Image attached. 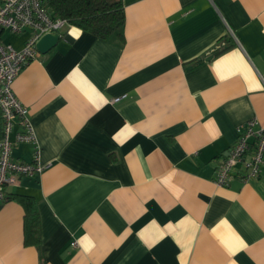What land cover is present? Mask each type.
Masks as SVG:
<instances>
[{"label": "crops", "instance_id": "crops-1", "mask_svg": "<svg viewBox=\"0 0 264 264\" xmlns=\"http://www.w3.org/2000/svg\"><path fill=\"white\" fill-rule=\"evenodd\" d=\"M123 4V37L68 26L13 82L44 168L5 188L0 264H264V164L215 182L238 126L264 125V0ZM20 130L12 156L31 162Z\"/></svg>", "mask_w": 264, "mask_h": 264}, {"label": "built area", "instance_id": "built-area-1", "mask_svg": "<svg viewBox=\"0 0 264 264\" xmlns=\"http://www.w3.org/2000/svg\"><path fill=\"white\" fill-rule=\"evenodd\" d=\"M70 25L63 17H53L41 0H0V110L3 127L0 136V202L6 200L5 188L19 182L23 176L34 177L44 166L39 162V144L35 129L30 121L29 111L13 90V82L32 59L40 55L37 42L47 33H61ZM30 29L32 35L21 49L5 43L2 33L9 31L20 34ZM127 95L114 97L113 103ZM15 124L21 130L16 141L35 144V159L20 161L12 156L14 142L11 133ZM238 138L229 148L217 169L215 182L228 185L232 170L238 164L244 168V179L258 178L264 164V125L251 119L237 128Z\"/></svg>", "mask_w": 264, "mask_h": 264}, {"label": "trees", "instance_id": "trees-1", "mask_svg": "<svg viewBox=\"0 0 264 264\" xmlns=\"http://www.w3.org/2000/svg\"><path fill=\"white\" fill-rule=\"evenodd\" d=\"M53 17H63L70 25L89 31L101 38L123 37L125 10L123 0H41ZM231 46V45H230ZM224 46L217 52L227 49ZM3 120L0 122V136ZM26 208L25 239L36 241L38 237V213L30 196L21 195Z\"/></svg>", "mask_w": 264, "mask_h": 264}, {"label": "water", "instance_id": "water-1", "mask_svg": "<svg viewBox=\"0 0 264 264\" xmlns=\"http://www.w3.org/2000/svg\"><path fill=\"white\" fill-rule=\"evenodd\" d=\"M60 38V33H47L37 42V48L41 53H47L58 44Z\"/></svg>", "mask_w": 264, "mask_h": 264}, {"label": "rangeland", "instance_id": "rangeland-1", "mask_svg": "<svg viewBox=\"0 0 264 264\" xmlns=\"http://www.w3.org/2000/svg\"><path fill=\"white\" fill-rule=\"evenodd\" d=\"M28 31H31L30 29H28Z\"/></svg>", "mask_w": 264, "mask_h": 264}]
</instances>
